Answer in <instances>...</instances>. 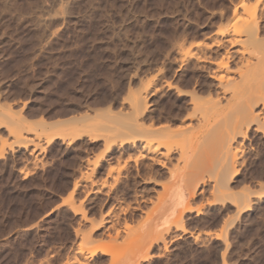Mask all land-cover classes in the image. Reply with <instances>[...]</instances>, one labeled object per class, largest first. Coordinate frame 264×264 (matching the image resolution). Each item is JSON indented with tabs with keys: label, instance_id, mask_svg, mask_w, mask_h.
Masks as SVG:
<instances>
[{
	"label": "rangeland",
	"instance_id": "374dc122",
	"mask_svg": "<svg viewBox=\"0 0 264 264\" xmlns=\"http://www.w3.org/2000/svg\"><path fill=\"white\" fill-rule=\"evenodd\" d=\"M236 1L0 0V223L11 214L15 220L0 232V264L260 263L264 238L253 243L258 231L248 227L264 211L257 196L264 191L262 102L257 121L233 141V165L231 153L225 161L210 150L196 118L185 132L189 144L180 142L185 135L178 140L187 157L178 158L176 137L154 142L173 147L163 168L147 169L131 143L119 145L130 99L166 57L195 54L173 65L175 88L160 96L165 110L185 107L187 90L202 99L219 93L214 63L225 49L245 45L213 44ZM259 26L263 38L264 20ZM238 56L219 71H237ZM177 86L186 94L177 95ZM192 171L197 175L183 181ZM177 184L190 209L145 228L164 186L170 193ZM95 245L106 250L92 254Z\"/></svg>",
	"mask_w": 264,
	"mask_h": 264
},
{
	"label": "bare ground",
	"instance_id": "6f19581e",
	"mask_svg": "<svg viewBox=\"0 0 264 264\" xmlns=\"http://www.w3.org/2000/svg\"><path fill=\"white\" fill-rule=\"evenodd\" d=\"M232 3H234L232 8L229 7L231 11H229V8L227 10L231 14V19L228 23V27L223 29L220 28L218 31H214V34H216V36H219L220 39L216 37V39L213 41V44L219 46L225 43L233 45L234 43L241 42V44H237L245 45L242 48H235L232 51L225 49L223 54L219 56V59H217V63H214L217 69L215 67L214 68L218 70V72L215 74L214 71V74H212L211 77L217 80V85L219 86V93H215L216 91L214 90L215 92H213L214 95L212 97L210 96L209 92H207L209 94H207L208 97L205 98L207 96L206 95L205 97L203 96L205 99H202V97L200 98L197 95L195 90H190V92L187 90L186 93H189V98L186 99L188 100V103H186V100L183 101L186 103L187 107H177V113L173 114L171 113L173 112V110H171L172 108L165 110V108L163 107L164 105H162L163 103H161L160 101V96L165 90H168L172 87L175 88L174 84L172 83V79L175 77V71L177 70V68L174 69L173 65L176 63V61H180L181 63L185 61L187 57L189 58V56L191 55L195 56V54H192V50L190 49V51L187 50L184 52L180 50L178 52L179 55L178 57H176V59L175 57H166L167 62L162 63L161 65L159 64V67H157L156 64L157 68L154 70V72L152 71L153 73L152 75H150L151 77L146 83V86L144 85L136 91V93L130 99L131 102L130 104H128V108L125 109L127 111H124V114L126 116H124L123 119L120 118L121 126L120 124L119 126L122 127L124 130H121V133L118 131L121 136L119 145L131 143V147L134 150L132 151L135 152L134 159L136 161L139 160V163H141L140 161L145 159L147 162H145L146 164L144 165L147 167V169L151 170L153 165H158L161 168L165 167L166 160H168L171 155V148L173 149V147H171L172 145L170 146V144L164 141L163 143L154 142L172 137L178 138L177 141L180 140L179 136L185 135L187 129L191 125H194V122L193 124H191L193 118H196L195 121L199 122L202 132L205 133L203 134V136H205V141H207L205 143H210V150L213 149L212 151H216L218 158L220 159L221 157L223 158V160L225 159V161H227V159L229 158L228 154L231 153V156L229 158L231 160L227 161L229 162V164H231V162L236 161L235 159L237 156L236 148L235 146H233V141L235 137L238 134L243 133V131L250 125V123H252L253 121H257L256 119H258V113L256 111L255 106L259 101L264 104V36L263 38L259 36V20H264V0H237L236 3ZM225 35H229V37H225V39L223 37L221 39V37ZM241 35H243V37L245 38L240 39L239 37H241ZM247 45H250L252 48H247ZM233 53L239 55L237 58L239 60L238 62L240 63V65L236 69L237 71L232 72L231 74H229V72L224 69L223 71H219L221 68H226V60L228 59V57L232 56ZM254 53H256L255 55H257L255 60H250L245 57V54L251 55ZM198 56L204 57L202 53H199ZM175 79H178V75ZM176 89L177 95L182 96L186 94L181 89H178V86L176 87ZM222 101H225V103L223 104ZM180 103H182V100ZM185 103H183V105ZM76 106L77 105H75V108ZM72 107L71 111L76 110L74 108V110H72ZM71 111L70 113H73ZM169 114L174 116L176 114V116L174 118L173 116H171L173 119H170L171 121H169ZM121 116H123V113L121 114ZM58 122H60L59 124H61V120H58ZM199 125L197 124L196 128L197 126L199 127ZM244 127L245 129L243 130ZM127 128V131H129V133L125 131ZM192 130L193 129H191V131ZM19 132L20 131L18 129L12 130L13 138L16 139L14 140L15 143L17 142V144L21 142L19 140ZM184 137V139L181 138L180 142L182 143V141H184L186 146V144L189 142V140H191V138H187V141L185 142L186 135ZM51 139L52 138H49L48 141H50ZM199 140L202 139L199 138ZM208 140H210L212 143L208 142ZM180 142L178 141L179 146L177 145L179 147L178 158L183 159L185 158V156L187 157L186 152L188 150H186L185 146L182 145L183 143L181 144L182 146H180ZM188 146L189 145H187V147ZM222 163L223 165L226 164V162L224 164L223 161ZM94 167L95 164L92 166V168ZM168 169L170 170L171 168ZM91 171L93 170L91 169ZM193 172L194 171L190 173L188 172L189 174L183 175V181H188V179L192 177L191 173ZM197 173L198 172L193 173V175H197ZM201 179L203 178L201 177ZM203 182L204 181H202V184ZM75 185L76 183L73 184V188L75 187ZM198 186L199 185L196 182L192 186L191 190H189L190 192H188V194L190 196H193ZM164 188V193L160 194V197L157 199V202L153 203L154 205L152 207V212H149L150 214H148V216L145 218L144 223L145 228L147 229L153 230L155 227H157V221L159 223V221L165 218L166 216L174 214L181 216L183 212L190 209L187 204V193H185V196L184 194L180 195L178 184L175 186V189L170 193L167 192L168 189L166 188L168 187L164 186ZM257 196H264V191L257 193ZM181 198H183L182 201L180 200ZM157 229H159V227H157ZM82 237V241L87 242V244L91 240L90 234L82 235ZM79 245L80 244H78V246ZM82 246L83 245H80L81 248ZM81 248L80 251H82ZM88 250L92 254H94L97 251L104 252L106 248L101 245H95L92 247H88ZM80 254L82 255L81 252ZM75 259L76 258L74 257L73 263H75ZM78 261L79 260H76V263H78Z\"/></svg>",
	"mask_w": 264,
	"mask_h": 264
},
{
	"label": "trees",
	"instance_id": "16d2710c",
	"mask_svg": "<svg viewBox=\"0 0 264 264\" xmlns=\"http://www.w3.org/2000/svg\"><path fill=\"white\" fill-rule=\"evenodd\" d=\"M252 217H255L254 212H251ZM14 216H12V214L7 217L4 220V224L0 223V232L4 229H9L13 224H14ZM249 229V233L251 232H255L258 231V236H256L253 240V243L258 242L259 240L264 238V211H263V215L261 217V219H258L257 222L253 223L252 225H250L248 227ZM259 264H264V258L261 259Z\"/></svg>",
	"mask_w": 264,
	"mask_h": 264
}]
</instances>
